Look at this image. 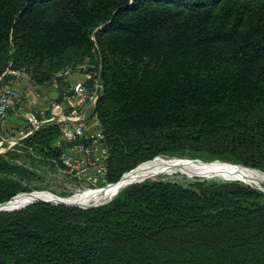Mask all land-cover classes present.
<instances>
[{
  "label": "trees",
  "instance_id": "obj_1",
  "mask_svg": "<svg viewBox=\"0 0 264 264\" xmlns=\"http://www.w3.org/2000/svg\"><path fill=\"white\" fill-rule=\"evenodd\" d=\"M83 63L101 84L107 183L184 152L264 172V0H0V76L42 86ZM59 137L20 144L57 161L86 143ZM25 173L0 154V202L29 190ZM0 264H264V192L159 178L95 207L36 201L0 211Z\"/></svg>",
  "mask_w": 264,
  "mask_h": 264
},
{
  "label": "built area",
  "instance_id": "obj_2",
  "mask_svg": "<svg viewBox=\"0 0 264 264\" xmlns=\"http://www.w3.org/2000/svg\"><path fill=\"white\" fill-rule=\"evenodd\" d=\"M74 67L68 66L62 71L54 74L50 78L49 85L59 90L60 101L52 100L47 109L51 116L42 119L37 118L34 111H28L27 119L33 128L49 122L57 123L69 122L68 128L61 130V137L58 145H62V140L68 142L83 139L85 142H77L72 145L71 151L64 149L57 161L70 170H81L84 180L107 184V158L108 148L104 143V135L100 126V121L95 112V105L101 90L99 79H96L93 86H88L85 81H78L68 87H62L60 81L64 80ZM30 75L24 69L12 70L7 68L0 76V126L7 121L9 114H20L25 106L27 91L21 88L23 81H30ZM68 102V105L62 103ZM41 110L40 114H44ZM61 127V126H60ZM55 161V160H54ZM77 171V172H78ZM85 186L82 187L84 189Z\"/></svg>",
  "mask_w": 264,
  "mask_h": 264
},
{
  "label": "rangeland",
  "instance_id": "obj_3",
  "mask_svg": "<svg viewBox=\"0 0 264 264\" xmlns=\"http://www.w3.org/2000/svg\"><path fill=\"white\" fill-rule=\"evenodd\" d=\"M76 66L77 67H74L73 70H77L81 74V80L87 83L86 81L90 78L93 72L88 71L86 69L87 68L86 63L78 64ZM54 100L60 101L61 98L56 97ZM44 110L45 113L43 115L40 114L41 110H37L36 112L34 111L37 118L42 119L51 116L49 109L45 108ZM28 111H24L20 113L21 119H18L17 117L11 118L12 119L11 123L6 122L3 126H0V154H5L6 157L13 164L22 167V171H27V173H25L24 175L15 174L16 178H18L22 186L29 188L28 191H23V192H30L37 190L43 192H38L36 194H48V195H56L62 198H72V197L80 196L91 190L97 189L98 187L111 184V183L104 184L100 182L98 179L94 183H92V181H86L84 180V175L82 174L81 170L78 171L76 169L70 170L69 168H65L58 161H54L53 158L50 159L48 156H45L43 153H40L31 147L26 148L23 144H20L21 140H23L28 135L32 134L36 130H39L43 127L57 126L60 130L62 129L64 130L68 128V125L71 126L69 122L57 123L55 121H49L35 127L34 131L32 133H29V131L33 127L31 126V124L28 122L27 119ZM58 139L55 140V146L57 147L60 146L58 145L59 143ZM71 147L72 146L66 147L65 145V149L68 152L71 151ZM159 156L175 161L178 164L177 165L178 168L174 167L171 170L170 169L163 170L149 179H159V178L167 179L183 184L198 179H202L204 177L210 178L208 180L227 181V180H221L222 178L223 179L228 178L227 176H222V175L202 176L201 174H198L194 170L185 169V168H189L193 166L245 167L240 165V163L234 164L233 162L220 160L215 157H209L205 153H198V152L196 153L184 152L183 154H175V155L167 154V155H159ZM252 171L264 174L263 171H258L254 169H252ZM254 176L255 175L249 174V175H244V177L234 176L232 178L241 179L245 182L252 184L253 187L255 188L259 187L264 189V180L257 176L255 177ZM83 186H85L84 189H82Z\"/></svg>",
  "mask_w": 264,
  "mask_h": 264
},
{
  "label": "bare ground",
  "instance_id": "obj_4",
  "mask_svg": "<svg viewBox=\"0 0 264 264\" xmlns=\"http://www.w3.org/2000/svg\"><path fill=\"white\" fill-rule=\"evenodd\" d=\"M178 164L170 159L165 157H156L153 160L144 162L140 164L135 169L126 172L122 178L115 182L102 187H98L97 189L86 192L80 196L72 197V198H62L67 202H72L79 205H88L95 204L101 201H104L106 198L113 196L123 185H125L128 181L136 180L140 178L149 179L155 174L166 170L173 169L174 167L178 168ZM185 169H191L196 171L198 174L210 176V175H222L227 177L234 176H243L244 175H255L264 180V174L254 172L252 169L247 167H238V166H225V167H216V166H193ZM254 176V177H255ZM38 196L43 198H54V195L48 194H22L20 196L15 197L10 205H21L27 202L31 197ZM76 196V195H75Z\"/></svg>",
  "mask_w": 264,
  "mask_h": 264
},
{
  "label": "crops",
  "instance_id": "obj_5",
  "mask_svg": "<svg viewBox=\"0 0 264 264\" xmlns=\"http://www.w3.org/2000/svg\"><path fill=\"white\" fill-rule=\"evenodd\" d=\"M82 81L81 74L77 70H73L61 83L62 87H67L72 85L75 82ZM21 88H24L27 92V98L25 101V106L22 112L32 110H43L49 106V102L58 97L59 90L55 89L51 85H35L31 80L23 81L20 85ZM63 104L68 105V102L62 101ZM21 112V113H22ZM8 117V121H12L11 118L21 119V114L10 113Z\"/></svg>",
  "mask_w": 264,
  "mask_h": 264
},
{
  "label": "water",
  "instance_id": "obj_6",
  "mask_svg": "<svg viewBox=\"0 0 264 264\" xmlns=\"http://www.w3.org/2000/svg\"><path fill=\"white\" fill-rule=\"evenodd\" d=\"M148 161H150V160H148ZM234 164H237V163H234ZM240 165H242V164H240ZM245 167H247V166H245ZM247 168H251V167H247ZM251 169L259 170V169H256V168H251ZM131 170H133V169H131ZM125 173L126 172H124L117 181H119ZM202 179H210V178L204 177ZM145 180H147V179L140 178V179L128 181L111 198H109L107 200H104V201H101V202H98V203H95V204H88V205H79V204H75V203H72V202H67V201L63 200L62 198H60L59 196H56V195H54V198H43V197L33 196L27 202H25V203H23L21 205H10V203L13 201V199H15V197H17L20 194L31 195V194H36L38 192H43V191L34 190V191H30V192H20V193L16 194L15 196H13L12 198H10L9 200L4 201V202H0V211H8V212L15 211V210L21 209V208H23V207H25V206H27V205H29L31 203H34L36 201H46V202H52V203H55V204H64V205H67V206H77V207H81V208H89V207L100 206V205H103V204L109 202L110 200H112L121 190H123L128 185H131L133 183H139V182H142V181H145ZM221 180L242 181V182H244V183H246L248 185L253 186L252 184H250L248 182H245V181H243L241 179H238V178L228 177V178H225V179L222 178ZM256 188H258L261 191H264V189H262V188H259V187H256Z\"/></svg>",
  "mask_w": 264,
  "mask_h": 264
}]
</instances>
